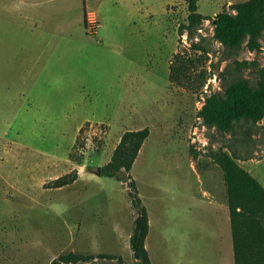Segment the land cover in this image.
I'll return each instance as SVG.
<instances>
[{"label":"rangeland","instance_id":"rangeland-1","mask_svg":"<svg viewBox=\"0 0 264 264\" xmlns=\"http://www.w3.org/2000/svg\"><path fill=\"white\" fill-rule=\"evenodd\" d=\"M189 1L86 0L100 21L92 37L83 0H0V264H60L66 254L134 264L128 192L99 171L125 132L143 129L129 175L148 215L151 264H219L196 235L181 243L177 214L224 194L210 157L219 150L264 185V117L224 132L199 115L234 79L255 85L256 69L237 63L264 66V30L259 51L227 50L214 18L248 0H193L204 19L180 33ZM64 176L75 180L56 188Z\"/></svg>","mask_w":264,"mask_h":264},{"label":"trees","instance_id":"trees-1","mask_svg":"<svg viewBox=\"0 0 264 264\" xmlns=\"http://www.w3.org/2000/svg\"><path fill=\"white\" fill-rule=\"evenodd\" d=\"M234 15L219 13L215 16L214 35L218 43L227 50H239L244 45L249 51L260 50V35L264 30V0H248L229 7ZM187 24L181 25L180 33L187 30L192 36L204 19L196 13L194 1L188 2ZM195 50H201L193 45ZM178 56L176 55V58ZM240 66L251 65L257 72L254 86L236 78L226 85L223 95L215 93L205 99L199 112L207 126L219 131H230L234 122L244 120L254 125L264 117V66L255 62L237 63ZM173 71V70H172ZM172 82H179L170 75ZM148 136L147 129L125 132L113 151L110 161L100 169L101 176L114 178L125 185L128 197L136 217L129 239V247L134 264H151L145 249L148 234V215L137 196L134 181L129 171L137 153ZM210 157L221 172L225 187V200L228 208L234 264H264V188L239 164L240 160L222 150L211 153ZM250 159V158H249ZM244 159V160H249ZM75 177L64 176L55 181L56 188L73 183ZM100 259L112 260L113 257L101 255ZM93 257L66 254L58 257L61 264H80ZM51 264H56L53 261Z\"/></svg>","mask_w":264,"mask_h":264},{"label":"crops","instance_id":"crops-1","mask_svg":"<svg viewBox=\"0 0 264 264\" xmlns=\"http://www.w3.org/2000/svg\"><path fill=\"white\" fill-rule=\"evenodd\" d=\"M85 2L86 0H83L84 12L82 14V22L84 30L88 36L96 37L100 28V21L94 10L87 9ZM89 12L94 13L98 21V27L94 34H89L85 25V16ZM259 184L264 188L263 184ZM211 199L213 200L206 207L196 206L192 203L191 206L189 204L180 208L177 214L179 229L181 231L180 241L184 244L189 237L193 238L192 235H196L197 240L200 241V246H205L204 249L207 247L202 242L208 243V247L214 246L219 264H234L230 218L225 200V187L224 194L220 191L218 196L214 194ZM185 227L190 228L187 230ZM199 244L197 243L195 246H199ZM181 249L185 251L184 246Z\"/></svg>","mask_w":264,"mask_h":264},{"label":"built area","instance_id":"built-area-1","mask_svg":"<svg viewBox=\"0 0 264 264\" xmlns=\"http://www.w3.org/2000/svg\"><path fill=\"white\" fill-rule=\"evenodd\" d=\"M85 25L87 26V31L89 34H94L97 27H98V21L94 15V13H86L85 16Z\"/></svg>","mask_w":264,"mask_h":264}]
</instances>
